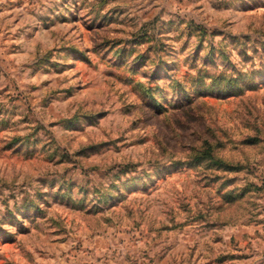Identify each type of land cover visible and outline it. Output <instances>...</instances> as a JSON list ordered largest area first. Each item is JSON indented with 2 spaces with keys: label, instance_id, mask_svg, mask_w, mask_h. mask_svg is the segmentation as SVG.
I'll return each instance as SVG.
<instances>
[{
  "label": "rangeland",
  "instance_id": "1",
  "mask_svg": "<svg viewBox=\"0 0 264 264\" xmlns=\"http://www.w3.org/2000/svg\"><path fill=\"white\" fill-rule=\"evenodd\" d=\"M0 264H264V0H0Z\"/></svg>",
  "mask_w": 264,
  "mask_h": 264
}]
</instances>
